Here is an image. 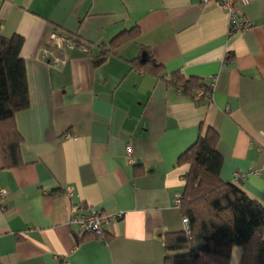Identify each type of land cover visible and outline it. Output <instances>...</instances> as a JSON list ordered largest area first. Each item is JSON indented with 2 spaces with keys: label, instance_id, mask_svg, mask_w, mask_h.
<instances>
[{
  "label": "crops",
  "instance_id": "1",
  "mask_svg": "<svg viewBox=\"0 0 264 264\" xmlns=\"http://www.w3.org/2000/svg\"><path fill=\"white\" fill-rule=\"evenodd\" d=\"M240 6L253 25L229 35L217 0H0V34L24 37L30 95L15 115L21 164L0 149V264H165L164 234L184 230L179 157L201 125L218 131L221 177L264 205V0ZM54 32L89 51H63ZM147 53L159 76L137 67ZM174 73L203 79L212 97L195 101ZM79 203L124 215L105 239L83 234Z\"/></svg>",
  "mask_w": 264,
  "mask_h": 264
},
{
  "label": "trees",
  "instance_id": "2",
  "mask_svg": "<svg viewBox=\"0 0 264 264\" xmlns=\"http://www.w3.org/2000/svg\"><path fill=\"white\" fill-rule=\"evenodd\" d=\"M2 25L0 19V29ZM125 33L115 37L113 43H123ZM129 33L137 35L139 30L135 27ZM23 43L21 35L0 34V149L7 166L21 164L23 137L16 127L15 115L30 106L27 69L21 56ZM112 52L104 50L94 65ZM135 62L157 76L162 69L149 53ZM170 82L192 98L199 89L212 97L210 84L201 78L174 73ZM218 139L216 129L201 125L196 141L179 157L180 164L189 165L180 209L189 219L190 232L164 234L165 264H231L233 250L238 246L242 248L240 264H264V205L221 177L223 157L217 148Z\"/></svg>",
  "mask_w": 264,
  "mask_h": 264
},
{
  "label": "built area",
  "instance_id": "3",
  "mask_svg": "<svg viewBox=\"0 0 264 264\" xmlns=\"http://www.w3.org/2000/svg\"><path fill=\"white\" fill-rule=\"evenodd\" d=\"M221 7L226 11L229 19V35L234 34L235 32H243L250 29L253 25L252 19L246 16L240 6L241 0H217ZM50 42L55 44L58 48L63 49H74L76 47L81 48L84 51H89V47L82 43L78 42L76 37L60 34L54 32L50 36ZM50 54V51L43 50V55L47 57ZM66 63V58L55 57L52 64L57 67H61ZM211 89H212V85ZM207 95L205 90L199 89L194 93V100L198 101L201 97ZM128 154L132 153V146L129 144L126 148ZM235 181L239 182L244 179L245 173L236 172ZM7 194L5 189L0 190V196ZM183 199V193H179L175 196V204L180 207ZM123 211H118L115 213H105L102 210H99L94 207L87 206L83 203H79L74 206L71 222L75 224L81 233L93 234L100 236L102 239H105V235L111 229L113 224L123 218ZM183 227L184 231L187 233L190 232V222L187 217L183 218Z\"/></svg>",
  "mask_w": 264,
  "mask_h": 264
},
{
  "label": "rangeland",
  "instance_id": "4",
  "mask_svg": "<svg viewBox=\"0 0 264 264\" xmlns=\"http://www.w3.org/2000/svg\"><path fill=\"white\" fill-rule=\"evenodd\" d=\"M236 251H239V256L238 258L235 256V253H237ZM241 247H236L235 248V252H234V257L232 258V264H240V260H241Z\"/></svg>",
  "mask_w": 264,
  "mask_h": 264
}]
</instances>
